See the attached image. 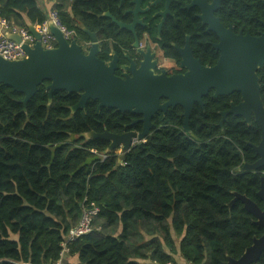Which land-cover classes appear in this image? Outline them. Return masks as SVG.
Listing matches in <instances>:
<instances>
[{"label":"trees","instance_id":"trees-1","mask_svg":"<svg viewBox=\"0 0 264 264\" xmlns=\"http://www.w3.org/2000/svg\"><path fill=\"white\" fill-rule=\"evenodd\" d=\"M48 1L75 38L86 36L82 27L106 34L96 0ZM47 11L38 0H0V14L20 27L42 23ZM257 74L264 105V66ZM47 83L25 106L0 83V264H56L65 248L76 262L63 264H227L264 233L239 200L228 206L233 192L262 206L264 167L240 171L257 159L258 126L233 114L218 125L239 93L204 96L189 131L180 106L157 112L144 142L120 159L109 141L86 133L119 132L134 115L97 111L96 100L71 111L78 93L56 90L49 102ZM94 208L89 231L67 241ZM251 264H264V251Z\"/></svg>","mask_w":264,"mask_h":264},{"label":"water","instance_id":"water-1","mask_svg":"<svg viewBox=\"0 0 264 264\" xmlns=\"http://www.w3.org/2000/svg\"><path fill=\"white\" fill-rule=\"evenodd\" d=\"M48 25L55 38V46L51 48L42 47L33 24H28V30L35 38L33 44L22 41L17 33H5L8 39L21 44L25 57L6 60L0 56V83L22 93L24 106L36 93L38 86L48 81L46 88L49 102L56 90L79 94L77 103L70 107L71 111L84 108L88 100H96L98 109L107 107L142 115L144 126L137 135L141 139L149 131L151 118L158 111L166 112L168 107L181 106L183 129L189 131L188 120L193 105H203L202 98L210 89L214 97L238 92L240 101L237 104L231 103L227 110L220 112L219 125L222 126L229 114L240 115L247 124H251L253 118L260 130V139L257 144L250 145L258 158L252 163H244L240 171L264 167V105L257 74L264 66V37L234 34L230 29L213 24L212 28L220 37V41L214 44L220 52L214 65L202 66L198 60L184 58L181 65L188 69L185 74L166 76L164 72L154 74L150 69L140 67L132 71L131 75L118 76L114 73L117 67L115 56L107 63L97 57L99 43L94 32L83 28L92 41L84 53L74 38L67 40L51 22ZM160 98L166 100L160 102ZM86 136L109 141L107 152L119 147V158L122 159L133 146L131 142L136 132L119 134L90 131ZM256 194L262 206L238 192H233L234 197L228 206L239 200L243 208L253 215L254 223L264 228V173L260 176ZM263 251L264 233L254 237L251 245L246 247L238 259L227 256V264L257 262Z\"/></svg>","mask_w":264,"mask_h":264},{"label":"flooded vegetation","instance_id":"flooded-vegetation-1","mask_svg":"<svg viewBox=\"0 0 264 264\" xmlns=\"http://www.w3.org/2000/svg\"><path fill=\"white\" fill-rule=\"evenodd\" d=\"M96 2L94 9L99 11L100 16L105 17L103 24L106 25V34L99 37L100 29L87 30L94 32L97 37L99 59L107 63L116 57L117 67L114 73L118 76L131 75L132 71L140 67L150 69L154 74L164 72L166 76L185 74L188 69L181 65L184 58L198 60L202 66L214 65L220 54L214 44L220 41V37L212 28L213 24L230 29L234 34L264 37V0H96ZM83 28L85 27H82V30ZM83 32L86 36L79 35L75 38L73 31L71 38H74L86 53L92 41L84 30ZM211 55L215 56L214 61ZM211 91L213 96L212 89L207 94ZM165 100L160 98V102ZM239 101L240 94L237 102L229 100V107L231 103L237 104ZM195 104L198 103H194L193 107ZM96 109L100 110L98 103ZM181 109L183 116V108ZM132 114L134 117L129 123H123L124 128L121 131L113 132L104 128L102 132L120 134L134 131L136 136L131 144L141 145L153 127V117L149 131L139 139L137 135L142 132L144 126L142 115ZM138 124L140 128H137ZM115 150L121 153L119 147Z\"/></svg>","mask_w":264,"mask_h":264},{"label":"built area","instance_id":"built-area-1","mask_svg":"<svg viewBox=\"0 0 264 264\" xmlns=\"http://www.w3.org/2000/svg\"><path fill=\"white\" fill-rule=\"evenodd\" d=\"M51 22L56 26L63 36L69 40L73 35V30L67 28L59 19L58 14L53 9H48L47 18L40 24L34 25L37 33L39 34V40L43 48H51L55 46V38L49 30L48 23ZM6 32L17 33L20 35L22 41H27L30 44L35 42L34 36L29 32L28 28L20 27L11 24L6 18L0 14V56L6 60H16L25 57V51L20 43H16L13 40L8 39L5 36ZM97 212V209L86 211L83 213L79 223L69 231L67 241L72 240L83 233H86L90 229L91 216ZM64 253L67 251L65 248ZM158 264H176L168 261Z\"/></svg>","mask_w":264,"mask_h":264},{"label":"crops","instance_id":"crops-1","mask_svg":"<svg viewBox=\"0 0 264 264\" xmlns=\"http://www.w3.org/2000/svg\"><path fill=\"white\" fill-rule=\"evenodd\" d=\"M41 6L46 7L47 10L50 9V6L52 5V2H49L48 0H38ZM63 257L62 263H75L76 258L75 257Z\"/></svg>","mask_w":264,"mask_h":264},{"label":"rangeland","instance_id":"rangeland-1","mask_svg":"<svg viewBox=\"0 0 264 264\" xmlns=\"http://www.w3.org/2000/svg\"><path fill=\"white\" fill-rule=\"evenodd\" d=\"M116 151V153H119L118 151L119 150H115ZM62 255H64V254H62ZM178 260V263L179 264H184V261L183 260H180V259H177ZM63 261H59V262H57L56 264H61ZM63 264V263H62Z\"/></svg>","mask_w":264,"mask_h":264}]
</instances>
